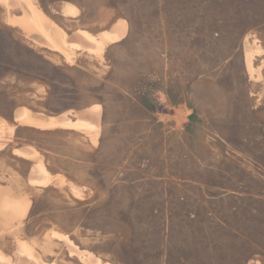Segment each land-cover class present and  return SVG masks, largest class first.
I'll return each instance as SVG.
<instances>
[{"label":"rangeland","instance_id":"1","mask_svg":"<svg viewBox=\"0 0 264 264\" xmlns=\"http://www.w3.org/2000/svg\"><path fill=\"white\" fill-rule=\"evenodd\" d=\"M31 1L59 47L0 2V264H264V0Z\"/></svg>","mask_w":264,"mask_h":264},{"label":"bare ground","instance_id":"2","mask_svg":"<svg viewBox=\"0 0 264 264\" xmlns=\"http://www.w3.org/2000/svg\"><path fill=\"white\" fill-rule=\"evenodd\" d=\"M0 2L1 3H3V4H5L9 9H11V8H13V9H15V8H17V7H22L21 9H23V11L25 12V25L27 26V27H29V28H37V29H39L38 30V32L40 31V33L41 32H43L52 42H53V44L55 45V46H57V47H59V45H58V43L56 42V40L54 39V36L52 35V31H50V28H51V25L53 24H50V21H49V19L45 16V14L41 11V10H39L38 8H37V6H35L34 4H33V2L31 1V0H0ZM2 5V4H1ZM5 5H4V7H5ZM3 6V5H2ZM3 7V8H4ZM6 7V8H7ZM74 10V8L71 6H68L67 8H66V12H68V11H73ZM6 11V10H5ZM9 11V10H8ZM10 12V11H9ZM7 13V12H6ZM15 14V13H14ZM23 15V16H24ZM10 16V15H9ZM20 16V15H19ZM13 17V16H12ZM24 18V17H23ZM22 18V19H23ZM10 19V18H9ZM21 19V18H20ZM8 20V19H7ZM15 20V19H14ZM16 20H18V19H16ZM9 21V20H8ZM10 22H12V21H10ZM18 22V21H17ZM20 23H21V21H20ZM15 24H17L16 23V21H15ZM14 24V25H15ZM55 24V23H54ZM56 25V24H55ZM20 26V25H19ZM122 26L123 25H120V27H119V33H121L122 32ZM57 28V27H56ZM63 30V29H62ZM31 31V30H30ZM36 31V30H35ZM60 32V31H59ZM58 32V33H59ZM82 33H83V35H84V37H86L88 40H90V41H92V42H95L96 43V45H97V47H98V49L100 48V49H102L103 48V43H101V42H99L97 39H95L93 36H92V34L90 33H88V32H86V31H81ZM31 32H29V34H30ZM110 33V32H109ZM62 34V33H61ZM80 35H82V34H80ZM107 35V34H106ZM61 36V35H60ZM65 36H67L66 34H65V32H64V35H63V37H65ZM108 36V38L107 39H109L110 41L111 40H114V39H117V38H119V34L116 36V35H112L111 34V36L108 34L107 35ZM45 37V36H44ZM70 38V37H69ZM79 38V37H78ZM84 39V38H83ZM67 40V39H66ZM85 40V39H84ZM109 41V42H110ZM64 42L68 45V43H67V41H65V39H64ZM72 42V41H71ZM71 42H70V45H71ZM75 42V41H74ZM77 43V42H76ZM73 45H74V43H73ZM85 45V44H84ZM91 45V44H90ZM61 47V46H60ZM84 47V46H83ZM72 48V47H71ZM93 49V48H92ZM61 50V49H60ZM90 50V49H89ZM61 51H63V50H61ZM67 51V50H66ZM69 53V52H68ZM67 55H69V54H67ZM251 62V61H250ZM249 62V63H250ZM90 110V109H89ZM97 110H100L99 109V107H97ZM26 112V111H25ZM24 112V113H25ZM96 112V111H95ZM27 113V112H26ZM25 113V114H26ZM99 112H96L95 113V115H97ZM92 114V113H91ZM23 116H25L24 117V119L26 120V121H28V122H33V121H35V120H33L32 119V117L30 116V115H28V114H26V115H24V114H22ZM98 117V116H97ZM91 118H92V116H91ZM90 118V119H91ZM19 119V118H18ZM93 119V118H92ZM24 120V121H25ZM39 120H41V119H39ZM38 120V121H39ZM79 120H81V119H79ZM43 121V120H42ZM52 121V123L53 122H55L56 120H51ZM70 121V120H69ZM68 121V122H69ZM78 121V120H77ZM77 121H75V122H77ZM81 121H83V120H81ZM36 122V121H35ZM80 122V121H79ZM86 122H89V121H86ZM23 123V122H22ZM27 123V122H26ZM41 124H43L42 122H40ZM47 124V123H46ZM49 124V123H48ZM58 124V123H57ZM57 124H55L56 126H58ZM63 124V123H62ZM65 124V123H64ZM63 124V125H64ZM69 123H67L66 125H68ZM76 124V123H75ZM84 124H87L88 125V123H84ZM95 124V123H94ZM70 125V124H69ZM76 125H78V124H76ZM82 125V124H81ZM81 125H79V126H81ZM93 125V124H92ZM50 126V125H49ZM62 126V125H61ZM72 126V125H71ZM70 126V127H71ZM88 126H90V123H89V125ZM94 126H96V128H98L97 127V125H94ZM94 126H92V128L94 127ZM83 127V126H82ZM84 127H85V125H84ZM94 129V128H93ZM1 143V142H0ZM3 144V143H2ZM2 146V145H1ZM27 151V150H26ZM79 252V251H78ZM82 254H84V253H82ZM29 255V254H28ZM84 256H85V254H84ZM29 257L30 258H34V256L30 253V255H29ZM86 257V256H85ZM88 257H89V255H88ZM82 258V257H81ZM84 258V257H83ZM36 259V258H35ZM97 258H95V260H96ZM37 260V259H36ZM84 260V259H83ZM38 262V261H37ZM44 264H48V263H44ZM57 264V263H56ZM89 264V263H88ZM91 264V263H90ZM93 264H102V262H100V261H95V262H93ZM109 264V263H108Z\"/></svg>","mask_w":264,"mask_h":264}]
</instances>
